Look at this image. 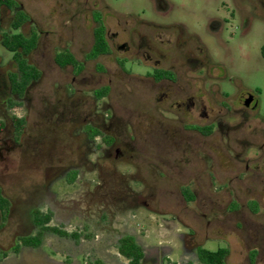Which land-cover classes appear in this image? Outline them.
Segmentation results:
<instances>
[{
	"label": "rangeland",
	"instance_id": "1",
	"mask_svg": "<svg viewBox=\"0 0 264 264\" xmlns=\"http://www.w3.org/2000/svg\"><path fill=\"white\" fill-rule=\"evenodd\" d=\"M16 1L29 17L22 33L38 34L28 61L41 77L23 98L12 97L8 75L14 66L0 45V191L11 205L0 251L9 252L19 237L34 233L33 210L50 212V226L82 236L75 241L46 235L39 248H22L1 264H85L94 258L119 264L125 260L115 256L116 240L131 232L143 241L150 260L152 246L170 248L168 259L174 263L184 246L199 243L194 249L228 247L227 264H264V124L255 112L238 109L239 96L247 94L264 116L260 9L243 6L244 16L231 19L235 8L229 0ZM104 8L112 52L84 61L92 42L90 13ZM10 22L2 12L0 31L13 33ZM64 48L84 63L79 75L55 65V52ZM161 56L181 66L193 97V123L219 125L208 137L194 134L188 142L176 121L171 129L177 131L172 134L177 144L168 165L145 141V131L161 128L154 102L145 98L153 93L147 95L116 63L129 59L124 70L138 76L149 67L136 61L153 64ZM102 86L111 89L110 96L97 101L92 93ZM108 110L107 133L131 143L133 155L124 159L135 171L127 164L114 166V156H91L94 146L84 128L100 127ZM14 117L24 121L19 134ZM71 172L77 176L68 184ZM183 185L195 193L188 206L179 194ZM233 201L237 212L228 211L237 208ZM252 201L257 205L251 212ZM187 229L193 236L184 244L174 238Z\"/></svg>",
	"mask_w": 264,
	"mask_h": 264
},
{
	"label": "flooded vegetation",
	"instance_id": "2",
	"mask_svg": "<svg viewBox=\"0 0 264 264\" xmlns=\"http://www.w3.org/2000/svg\"><path fill=\"white\" fill-rule=\"evenodd\" d=\"M14 1L18 4V9L20 11H22L23 13H25L21 9L19 3L16 0H14ZM229 1L234 4V8H235L229 13V17L231 19H234L235 17H237V15H238V17L244 16V11H243L244 7L243 6H245V7L249 6V7H252V8L256 7V9L257 8L260 9V11L262 12V18L264 20V0H242L239 4H237V0H233V1L229 0ZM223 5H224V2L222 3V6ZM104 9H105L104 12H102L101 10H97L96 9V10L91 11V13H90V21L93 24V28H94V21H93L94 14L97 13V14L100 15V17L102 19V22H103V25H104V29H105V40H106L107 46L109 48V53L108 54L100 55L96 59H98L100 57L109 56L111 54V52H112L110 44H109V40H108V34H107L106 25H105V20L102 17L107 12L106 8H104ZM2 12H8L9 16L11 17V22H10V25H11V23H12V21L14 19L15 11H11L10 12V11H8L5 8H1L0 9V15L2 14ZM25 15L27 16V21L25 22V24H26V23L29 22V17H28V15L26 13H25ZM25 24H23L20 27L18 32L22 33V27ZM93 28H92V31H93ZM10 29H11V27H10ZM5 33H11V31H9V30L4 31V32L0 31V42H1L3 34H5ZM33 33L37 35V42H38V34L36 32H32L30 35H25V36L30 37L31 35H33ZM92 42H93V38H92ZM92 42H91V46H92ZM91 46H90V48H91ZM199 47L201 48V46H199ZM90 48H89V50H90ZM35 49H36V47H35ZM61 50H67L68 52H70V50L67 49V48H64V49H61ZM87 53L84 56V61H94V60H96V59L87 60L85 58ZM30 54L27 56V61H28V58H29ZM73 57L75 58L74 55H73ZM143 57L144 58H148L147 53L144 52L143 53ZM128 60L129 59H127V58L117 59L116 63H117L118 68L122 72H124L126 75H129V76L133 77V80L138 81V83H141L143 85V89H145V91L148 93L147 95H151V94H149V92L153 93L152 96H150L151 98L150 97H145V98H149L148 101L154 102V105H155V108H156V113L161 118V121H160L161 122V128L158 130L157 133H156V131L155 132L153 131L154 134L153 133L149 134V131H145L144 132V136L147 137V139L145 141L147 142L149 148H153L154 149L153 153L155 155H157V159L161 163H163V165L172 164V162H171L170 158L168 157V155L171 152V150L174 148V146H176V144H177V140L172 137L173 132H177V131L171 129L172 125L177 124L176 121H178L180 123V125L178 124L179 125L178 132L188 142L193 140V138H194L193 135L194 134H196L200 138L208 137L210 135L211 131L213 130V128L218 127L219 125H218V123H216L213 126L212 124H208L206 122H204L203 125H196V124L193 123V113H194L193 112V97L191 96V93H190V89H189L190 85L187 83V81H184L183 77H181L182 71H181V66L179 64H176L174 62L173 63H169V62L165 61L164 59H162V56L160 57V60L158 59L153 64H148L147 62L136 61V62H139V63L146 64L149 67L148 68L149 72H145L143 75L133 76V75H131V72L125 71L124 68H123L124 63L126 61H128ZM11 61L13 63L14 71H15L16 67H15V63H14V61L12 59V54H11ZM78 62L83 65V68H82V70H83L84 69V63L82 61H78ZM28 63H29V61H28ZM203 65H204V63L201 62V66H203ZM32 66H34V65H32ZM68 67H70V66H68ZM65 68H67V67H65ZM65 68H63V69H65ZM70 68L73 70L72 67H70ZM73 73H74V71H73ZM80 73H78V74L74 73V75L77 76ZM10 74L11 73H9V75ZM9 75H8V81H9ZM33 83H31L27 87L26 91L28 90V88ZM101 89H106L107 92H106V95L103 98H101L100 100L101 101L102 100L103 101L104 100H108L109 96H110V92H111V89L108 86H102V87H100L98 89H95L93 92L101 90ZM9 91H10V95L12 97L17 98V99L23 98L25 93H26V91H25V93H24V95L22 97H19L16 94H13L11 92L10 82H9ZM130 98L131 97H129V99ZM100 100H97V101H100ZM238 102H239L238 109L244 108V109H248L251 112H255L258 115V118L260 119V122L264 124V116H260L258 114V112H257L258 103L255 100V98H253V97H251L250 95H247V94H242V95L239 96ZM108 114H109V117H107V115H106V117L104 119V122L100 125V127L96 126V125H93V124H88L84 128V133H85L87 142L91 146H94V149L92 148V150H91V156H93V158H94L93 160H97L98 158H106L107 159V158H110L111 156H114L113 157L114 166L115 165L117 166L119 164H123V165L127 164V166L133 168V170L135 171L136 167L134 165H132L131 163H129L127 160L124 159V157L127 154H129V153L131 154V151L133 149L131 143L118 142L113 135L107 133L108 130H107L106 127L109 126V122H110V120L112 118V112L110 110H108ZM90 127L94 128V130L98 131V134H96V136H94L91 139H89V137L87 135V132H86L87 129L90 128ZM16 133H17V130H16ZM17 134H19V133H17ZM131 155H133V153ZM73 173H76V172H73ZM71 174H72V172H71ZM156 174H157V176H160V177L164 176L163 174L160 173V171L159 172L157 171ZM76 176H77V173H76ZM76 176H75V179H76ZM122 176H124V174ZM128 176H130V175H128ZM75 179H74V181H75ZM66 182L68 184H72L73 183V182L70 183L68 178H67ZM186 190L189 191V193L193 196V200H191V201H187L186 200V197H185V195H186L185 191ZM179 194L182 197V199H183V201H184L186 206H188V204H192L194 199H195V193L191 189V187H189L188 185L181 186L179 188ZM233 204L236 205L237 208L235 210L228 209L229 212H237V209L239 208V205L236 202H234V201L231 203V205H233ZM253 204H256V203L252 201V202H249V204L247 206V208L250 211H251V205H253ZM10 211H11V205H10V209H9V215H10ZM34 211H36V210H33L32 213ZM37 211H39V210H37ZM31 217H32V214H31ZM32 225H33V227L35 229H34V233H32L30 236L35 235V233L37 231V228L34 226L33 222H32ZM4 226H5V224H4ZM4 226L0 228V231L4 228ZM187 230L189 232L188 234H182L181 232H179L176 235L175 234L173 235L174 238L175 239H179L184 244V239H189V238H192V236H193V234L190 232V230L189 229H187ZM66 233H68V232H66ZM71 233H69V234H71ZM74 233L78 236L75 239L69 238V237H61V236H59L57 234L50 233V232H44L43 236H42L41 244L38 247H36V248H39L44 243L45 236L46 235H50V234L54 235V236H57L59 238L71 239V240H75V241L79 240L82 235H80L79 233H76V232H74ZM134 234H135V232H133V233L131 232V233H127V234L122 235V236L117 238L116 245H115V249H116V255L115 256L125 260L123 263H119V264H129V260H127L126 258L122 257L119 254V252H118L119 242L124 237H132L134 239L135 243L141 248V250L143 252V259L141 260L140 264H145L147 260L149 261V264H164V262L166 260L168 261L167 262L168 264H204L199 258V252H200V250L203 251L205 249H203V248L194 249V247H197L199 245V243L194 244L190 248H185V246H184V248L182 250V254L178 257V260L176 262H174V263H171L170 260L168 259L169 254L172 252V250L170 248H167V247H164V246H160V247L152 246L151 247L152 250H153L152 251V256H154V257H152L151 260H150V259H148V257H149L148 250L144 247L143 241L142 242H141V240L139 241V239ZM25 237H27V236H25ZM19 238H21V237H19ZM19 238L17 239L18 242H19ZM95 242H98L97 239H95ZM17 244H19V243H17ZM14 247H13V249H14ZM22 248L36 249L34 247L21 246L19 251H18V253H14L13 249H11L9 252L0 251V264H1L2 261H4L8 257L9 254H15V255L19 254L21 252ZM221 248H228V247L225 246V247H221ZM205 251H208V250H205ZM3 253L5 254V257L2 258V254ZM253 257L255 258V254H254ZM227 258H228V256L225 259L226 264H227ZM254 258H253V261H254ZM101 260L102 259L94 258L93 260L90 259V261L86 262L85 264H93V263H96V262L98 264H105L103 262V260H102V262H101Z\"/></svg>",
	"mask_w": 264,
	"mask_h": 264
},
{
	"label": "trees",
	"instance_id": "3",
	"mask_svg": "<svg viewBox=\"0 0 264 264\" xmlns=\"http://www.w3.org/2000/svg\"><path fill=\"white\" fill-rule=\"evenodd\" d=\"M5 8L8 11H15L14 19L10 25L13 33H5L1 39V46L10 54L15 63V71L9 75V82L11 92L19 97H22L27 87L40 79L41 72L34 66L28 63L27 56L35 49L37 45V35L33 33L30 37L25 36L23 33L18 32L20 27L27 21L25 13L18 9V4L14 0H0V9ZM94 28L92 31V46L86 55L87 60L96 59L100 55L109 53V48L105 40V29L102 19L99 14L95 13L93 16ZM260 55L264 60V45L260 48ZM55 64L63 69L65 67H72L75 74L82 71L83 65L79 63L73 55L67 50L56 51L54 55ZM107 90L101 89L93 92V97L96 100H100L106 95ZM17 133H20L24 126V121L16 117L13 118ZM3 127V123L0 122V131ZM87 135L89 139L98 134V131L94 128L87 129ZM76 173H72L69 177V182H73ZM185 197L187 201L193 200V196L189 191H185ZM10 203L0 192V228L4 226L9 217ZM32 222L37 228L35 235L19 238V244H17L13 252L18 253L21 246L24 247H38L41 244L42 236L44 232H50L57 234L61 237H69L75 239L78 237L75 233H66L60 228L50 226L51 213H42L34 211L32 213ZM119 254L129 260V264H140L143 259V252L141 248L135 243L132 237H124L119 242L118 247ZM229 254L228 248H219L216 251L200 250L199 258L204 264H226V257ZM5 254H2V258ZM93 264H98L93 263Z\"/></svg>",
	"mask_w": 264,
	"mask_h": 264
}]
</instances>
